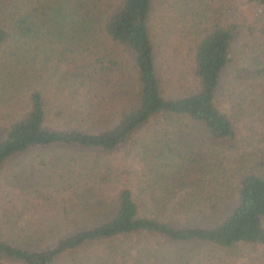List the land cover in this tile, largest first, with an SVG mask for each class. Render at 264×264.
Returning a JSON list of instances; mask_svg holds the SVG:
<instances>
[{
	"label": "trees",
	"instance_id": "16d2710c",
	"mask_svg": "<svg viewBox=\"0 0 264 264\" xmlns=\"http://www.w3.org/2000/svg\"><path fill=\"white\" fill-rule=\"evenodd\" d=\"M242 1L264 22V0ZM155 2L0 0V108L10 110L12 97L27 102L0 135V164L30 149H48L47 163L40 155L38 168L30 165L35 172L28 168L25 200L39 211L40 203L58 204L60 215L49 219L75 227L58 229L53 241L39 246L36 238L50 232L43 225L50 222L48 215L38 212L36 220L9 205L0 215L5 226L0 225V264H111L71 255L92 243L141 233L182 245L184 264L206 262L190 245L205 247L209 257L210 251L239 254L249 246L246 264H264V26L244 25L233 12L232 19L217 21L204 0H157L158 7ZM155 9L160 42L172 52L185 47L191 61L193 87L183 95L167 96L163 86L155 59ZM117 48L132 61L133 76L121 85L125 97L107 92L104 83L118 65ZM63 60L70 71L61 66ZM231 71L238 80H249L238 109L248 98L262 101L251 134L256 146L241 155L259 161L240 170L216 148H234L239 139L238 114L221 104ZM46 95L56 100L55 107ZM65 115L84 129L61 128ZM54 116L56 123H48ZM68 148L118 150L137 168L110 169L89 161L79 166L52 154ZM244 160L242 167L248 165ZM47 166L50 178L43 176ZM78 221L88 224L77 227ZM18 235L24 244L4 238ZM213 258L214 264L224 262L219 255Z\"/></svg>",
	"mask_w": 264,
	"mask_h": 264
},
{
	"label": "rangeland",
	"instance_id": "374dc122",
	"mask_svg": "<svg viewBox=\"0 0 264 264\" xmlns=\"http://www.w3.org/2000/svg\"><path fill=\"white\" fill-rule=\"evenodd\" d=\"M212 6V10H214V18L217 21H223L225 22L226 19H232V17L229 18L228 13L233 12L234 15L237 18H243V24L248 26L253 25H259V27L264 26L263 17H257V11H249L245 7V4L242 0H204ZM190 4H192V1H190ZM158 7L157 0L154 4ZM209 6V5H208ZM245 8H244V7ZM207 7V5H206ZM220 9V11H218ZM160 16L159 9L153 10V18L154 21L152 22V27L154 29V40H155V47H156V64L159 67V70H161L162 78L164 79L163 86L166 88L167 96L171 95H183L187 93L189 90L192 89L193 86H190L192 83V75H191V61L189 56L187 57L185 55L186 50L185 47H181V52H172L168 50V45L164 42L159 40L158 38V23L157 19ZM214 20V21H215ZM208 23L211 25L212 19L209 18ZM207 23V24H208ZM177 53V55H175ZM116 60L118 65L114 69L112 73L109 75H112L111 77L107 76L106 81V90L108 91H114L117 90V96H124L126 95V87L121 86L123 84L124 78L126 81H129V79L133 76V70H132V61L129 53L123 51L121 48H117L116 50ZM55 62V61H54ZM60 62V61H59ZM66 62V61H62ZM69 62L67 60L66 63H63L61 66L63 68H66V70L70 71L69 68ZM60 65V63H59ZM71 66V65H70ZM227 81L225 80V83L230 89L228 88V91L225 92L223 95V100L221 104H223V108L225 107L226 111L230 112L231 114H234V111L238 114L235 116V120H237V131L239 139L236 141V145L234 148H227L223 146H217L216 148L218 150H222V154L227 155L228 159L225 161L233 170H240L241 168H247V167H253L254 162H258L259 159H256L253 157V160L246 161L241 158L242 154H250L252 153L254 147L256 146L255 138L251 136V134L255 131V127L257 126V120L259 119L260 111H262V101L261 99H251L248 98V100L244 103L242 102L243 109L240 107L237 108V104L240 102V97L242 93V87L243 84L248 83L249 80H238L236 78V75L234 73H231L228 75ZM116 77V78H115ZM121 83L120 85H117ZM113 88V89H112ZM47 99L50 101L49 107H55L56 100L49 97V95H46ZM1 98H3L0 95ZM54 97V96H53ZM13 99L10 100L11 109L10 107L6 109L0 108V135L3 132V130L7 126V121L11 118L12 113H21V111L25 110L27 106V102L23 101L22 96L21 97H12ZM20 98V101H19ZM246 99H244L245 101ZM252 113H256L254 116V119L250 118V115ZM68 115L63 116L64 120L60 122L61 128H69V127H76V128H82L84 129V125L81 122L75 123L70 122L67 120ZM261 118H264V113L262 114ZM50 119V118H49ZM48 123H56L55 116L52 117L50 120H48ZM264 125V123H263ZM251 126L249 129L247 127ZM58 127V126H57ZM124 149L126 150L127 147L125 146ZM66 151L55 149L52 154H56L58 157L63 156L64 159H67L70 163L81 165L86 162H93L100 164H105L104 168L110 167L116 168L118 166V169H124L131 167L137 168L135 165L133 166V159L132 158H121L122 153L121 151H115V152H103L101 150L97 149H82V148H68L65 149ZM40 155L45 156L42 159H44L45 163H47L46 159H48V149L45 151L38 152V149H30L28 151H25L24 153H20L17 155H14L6 160H4L0 164V215L4 214V209L7 208L9 205L16 206V209H20L23 211V215L25 213H33L34 219L37 220L38 218V212L40 216L42 215H48V221L47 228L50 229V232H45L43 235H40L41 240L38 241V237L36 238V241L38 242L39 246L49 244L47 243L50 241H53L57 236L58 229H60L62 232L66 230H73L75 227L73 226H65V225H56V222L52 223V216L60 215V207L58 204H51V206H47V204L43 205L40 203V211L39 209L33 210L31 206V201L25 200V194L28 191V185L27 183H24V177H27L28 168L32 169V172L34 173L35 170L32 166H35L38 168V160L40 159ZM256 157V156H255ZM242 160H244L248 165H245L242 167ZM50 161V159L48 160ZM84 161V162H83ZM132 163V164H131ZM252 165H250V164ZM51 167H48L44 170V177L50 178L51 174ZM21 170H24V173L22 172L21 175L16 176L15 179L12 181L7 180L13 173L20 172ZM54 172L56 171L53 169ZM114 191V190H112ZM33 196V195H28ZM226 194L224 197H227ZM104 197V196H103ZM109 198H112L109 196ZM106 200V198H105ZM29 202V203H27ZM34 202V206H35ZM38 206V203H36ZM30 206V207H29ZM53 207V208H52ZM71 208V207H67ZM74 208V207H73ZM51 210L55 213L51 214ZM103 210V208H101ZM26 216H23L22 218L25 219ZM50 218V219H49ZM81 218H83L81 216ZM80 218V219H81ZM59 221V218L58 220ZM58 223V222H57ZM88 223L85 221H78L77 227L85 226ZM0 225H2L0 223ZM59 226V227H58ZM2 227H5L2 225ZM76 227V228H77ZM4 231V230H0ZM4 235V234H3ZM5 239L11 241L13 244H24L26 241L24 240V236H13V238H7V236H4ZM15 243H14V242ZM112 246V248H110ZM185 247H188V245H184ZM193 247L194 253H196L198 259H202L205 262V264H214L213 260L216 258H213V256L219 255L221 257V260L224 261L219 264H246L247 263V255H249L251 251V247L248 246V248L243 249L241 253H236L235 251H220L217 253H213L210 251V257L208 256V251L205 249V247L201 246L198 247L196 245H190ZM182 245L178 243L168 242L166 240H163L162 238L158 236H151L146 234H139V235H121L113 238L110 241L100 242V243H92L90 245H87L85 247L79 248L74 255L72 254L75 259L81 258V255H89L91 257H98L101 260L108 262H111V264H136V260H140L139 264H184L185 260L183 256L181 255ZM116 248V249H114ZM231 256V257H230ZM179 257V258H177ZM70 258L67 257L63 262L68 261ZM207 258H210L208 261ZM230 260L231 263L228 262ZM105 262V263H106ZM3 264H19L15 262H7ZM190 264H197L195 261H192Z\"/></svg>",
	"mask_w": 264,
	"mask_h": 264
}]
</instances>
